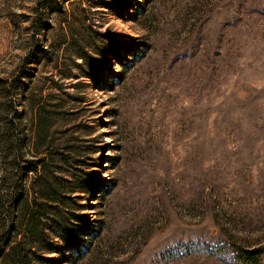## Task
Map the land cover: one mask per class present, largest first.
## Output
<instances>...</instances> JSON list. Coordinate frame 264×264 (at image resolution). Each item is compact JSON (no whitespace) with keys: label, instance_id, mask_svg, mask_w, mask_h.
<instances>
[{"label":"rangeland","instance_id":"374dc122","mask_svg":"<svg viewBox=\"0 0 264 264\" xmlns=\"http://www.w3.org/2000/svg\"><path fill=\"white\" fill-rule=\"evenodd\" d=\"M0 81L61 198L0 264H264V0H0Z\"/></svg>","mask_w":264,"mask_h":264},{"label":"trees","instance_id":"16d2710c","mask_svg":"<svg viewBox=\"0 0 264 264\" xmlns=\"http://www.w3.org/2000/svg\"><path fill=\"white\" fill-rule=\"evenodd\" d=\"M80 51L77 52L79 57L86 59V55H83L82 50ZM2 85H0V123L4 126H0V158L4 174L0 175V261L4 259L11 245V236L19 230L25 234H39L42 231L41 222L49 213L47 208L61 200L55 196L58 192L51 182H47V180L39 182L45 176L48 179L47 174L51 173V170L46 169L50 166L49 163H47L49 165L45 164L46 157L56 155L60 151V144L50 136L51 119L55 117V112L49 110L46 105H30L32 113L30 134L37 142V148H35L39 151L37 153H43L44 156L35 155L34 159H25L22 153L24 135L18 121L23 114L29 111L18 110L15 105L14 89ZM59 156L61 158V154ZM63 161L65 162L67 159L64 158ZM40 164L43 165L41 168H39ZM29 173L38 176L35 178V182L31 183L32 198H28L26 182H24ZM64 183L69 184L70 182ZM72 192H76V190H72ZM64 200L68 202L71 198L65 196ZM49 227L63 241L69 242V236L61 228L59 221H54V224ZM20 246L18 244L14 249H19ZM260 253H262L260 249L245 250L237 254V259L247 264H255ZM20 254L21 256L16 262L26 263L24 261L27 260V254L23 250Z\"/></svg>","mask_w":264,"mask_h":264}]
</instances>
